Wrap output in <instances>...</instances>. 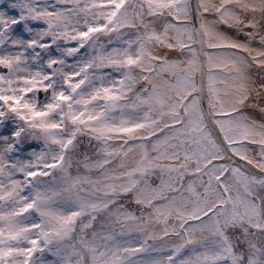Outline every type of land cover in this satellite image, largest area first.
I'll return each instance as SVG.
<instances>
[{
	"label": "snow or ice",
	"instance_id": "snow-or-ice-1",
	"mask_svg": "<svg viewBox=\"0 0 264 264\" xmlns=\"http://www.w3.org/2000/svg\"><path fill=\"white\" fill-rule=\"evenodd\" d=\"M0 264H264V0H0Z\"/></svg>",
	"mask_w": 264,
	"mask_h": 264
},
{
	"label": "water",
	"instance_id": "water-1",
	"mask_svg": "<svg viewBox=\"0 0 264 264\" xmlns=\"http://www.w3.org/2000/svg\"><path fill=\"white\" fill-rule=\"evenodd\" d=\"M40 98L43 99V93L40 94Z\"/></svg>",
	"mask_w": 264,
	"mask_h": 264
}]
</instances>
